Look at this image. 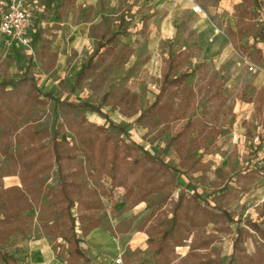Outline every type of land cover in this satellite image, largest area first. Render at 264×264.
Segmentation results:
<instances>
[{
    "label": "rangeland",
    "instance_id": "rangeland-1",
    "mask_svg": "<svg viewBox=\"0 0 264 264\" xmlns=\"http://www.w3.org/2000/svg\"><path fill=\"white\" fill-rule=\"evenodd\" d=\"M28 6L29 47L0 38V83L13 89L25 80L21 89L31 100L19 117L0 115V217L6 192L23 190L10 157L58 152L75 158L67 181L75 200L89 206L79 210L91 228L86 234L77 202L71 209L85 253H116V264H264V19L250 0H29ZM172 56L174 73L189 77L142 116ZM63 101L99 107L104 116ZM111 151L127 166L136 160L134 173L111 177ZM145 152L175 172L148 183ZM45 162L32 183L40 187V208L26 203L25 232L0 239V251L17 264H32L46 249L69 261L74 247L59 237L71 234L46 195L61 181L56 165L47 170ZM50 223L58 230L48 237L41 225ZM163 232L168 237L155 254Z\"/></svg>",
    "mask_w": 264,
    "mask_h": 264
},
{
    "label": "trees",
    "instance_id": "trees-1",
    "mask_svg": "<svg viewBox=\"0 0 264 264\" xmlns=\"http://www.w3.org/2000/svg\"><path fill=\"white\" fill-rule=\"evenodd\" d=\"M251 6L255 8V15L262 16L264 19V0H250ZM259 36L264 41V25H262V28L259 32ZM115 37V36H114ZM167 70L163 75V78L161 80L159 93L156 96L155 102L142 113V116H145L150 111H153L155 108H157L158 103L162 96L167 92V90L171 87H178L180 86L188 77L189 74L187 72L175 74L174 71L176 69L177 65V58L172 56L168 58L167 62ZM81 76L78 77L80 79ZM25 80H21L17 87L13 89H8L6 83H0V115L4 113H10L14 116H20L27 106L30 98H28L25 94V92L21 89L23 84H25ZM51 97V96H48ZM52 98V97H51ZM31 101V100H30ZM66 103L69 107L73 109L78 108H84L92 113H95L99 116H104V114L101 112V109L96 106H92L87 103H81V102H68L63 101ZM260 103H263V98L260 99ZM89 132V128L86 129ZM30 143H37V140L35 139V132L30 133L29 138ZM143 152V150L141 149ZM28 154L20 153L16 155V157L11 156V163L14 165V167L18 170V176L19 181L23 187V190H20L18 188H11L6 192L5 201L2 207L1 217H0V239L4 238L5 235H14L18 232L24 233L26 230L27 225V216L24 215V205L26 203H31L40 208V187L38 189H33L32 183L38 180V169L35 167L38 166V164L41 161L45 162V167L47 170H50L53 166V164L57 167V173L60 178V184L56 189L53 191L46 192V195L52 200L55 204H57L60 207V213L64 220L62 221V224L67 228L68 232L71 234V237L68 238L67 236H59L63 239V241L69 246L74 244V247L69 253L68 256V263L69 264H77L79 261L84 262L85 264H90V260L83 254L81 248L79 247V244L81 243V240L76 238V231H75V223L76 220L71 215V209L75 206V203L77 202L76 209L78 211L77 220L81 226V232L82 234H86L91 228L89 226L84 225V219L82 216H80L79 210L81 208L88 209L89 206L85 203L76 201L73 195V188L70 182L67 181V170L68 168L72 167L75 158L71 155H67L65 157L58 154V152H54V154H42L41 151H39L36 154H31V158H26ZM87 157V160L90 163L94 162L95 157L93 154H85ZM117 152H112L110 154V159L106 160L111 165V170L113 171V174L115 173V176L112 175L111 177H116V175H121L120 173H134L135 167H137L139 164L136 160L133 161V164L131 166H127V164H122L123 157L121 159H118ZM124 155V154H123ZM146 164L151 165L152 169L150 170H144V173H146V176L148 177L147 182L148 183H159L161 179L170 177L171 173L175 172L174 168H171L167 165H165L162 162H159L157 159L150 156L148 153H144ZM124 157H129L128 154H125ZM121 168L124 169L121 171ZM99 169H103L102 165H99ZM139 203L141 201H138ZM178 206H175L173 210V218L175 223V217L177 215ZM54 223L50 224H42L41 228L44 232V234L48 237H51L53 235V231L58 230V226ZM168 237L167 232H163L161 234L160 239L158 240L157 245L154 248L155 254H160L163 250L165 240ZM147 242L154 246L156 244V240H153L152 238H148ZM182 246V244H178L177 246ZM56 257H58V254L56 251H54ZM0 262L2 264H17L18 258L15 256L5 252L0 251Z\"/></svg>",
    "mask_w": 264,
    "mask_h": 264
},
{
    "label": "built area",
    "instance_id": "built-area-1",
    "mask_svg": "<svg viewBox=\"0 0 264 264\" xmlns=\"http://www.w3.org/2000/svg\"><path fill=\"white\" fill-rule=\"evenodd\" d=\"M29 0H0V38L19 47H29L32 18ZM194 13H201L199 6L193 8ZM219 33V30H215ZM253 66L250 70H253ZM120 262V260H117Z\"/></svg>",
    "mask_w": 264,
    "mask_h": 264
},
{
    "label": "crops",
    "instance_id": "crops-1",
    "mask_svg": "<svg viewBox=\"0 0 264 264\" xmlns=\"http://www.w3.org/2000/svg\"><path fill=\"white\" fill-rule=\"evenodd\" d=\"M199 14V13H198ZM215 30H219L217 28L214 29L212 33V38L209 39V41L213 42V37L217 35L215 33ZM256 80L262 81V78H257ZM264 85V82H263ZM83 254L90 260V264H116V253L108 252V251H100V250H92L89 252H84L82 250ZM83 263L82 261H79L77 264ZM32 264H69L68 261H61L58 257H56L54 250L49 249L45 250V256L39 255L34 258V262ZM119 264H123L122 261Z\"/></svg>",
    "mask_w": 264,
    "mask_h": 264
}]
</instances>
